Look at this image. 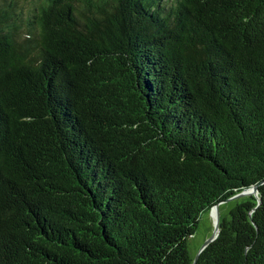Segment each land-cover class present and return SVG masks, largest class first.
<instances>
[{
	"label": "trees",
	"instance_id": "trees-1",
	"mask_svg": "<svg viewBox=\"0 0 264 264\" xmlns=\"http://www.w3.org/2000/svg\"><path fill=\"white\" fill-rule=\"evenodd\" d=\"M264 264V0H0V264Z\"/></svg>",
	"mask_w": 264,
	"mask_h": 264
},
{
	"label": "rangeland",
	"instance_id": "rangeland-1",
	"mask_svg": "<svg viewBox=\"0 0 264 264\" xmlns=\"http://www.w3.org/2000/svg\"><path fill=\"white\" fill-rule=\"evenodd\" d=\"M246 197L247 196L238 199H232L220 204V220L222 221L226 218H229L230 211L235 208L237 204H240L246 200ZM215 214L216 213H213V215H211V212H203L201 214L196 232L194 236L188 241V251L191 258H196L202 246L212 236L215 229Z\"/></svg>",
	"mask_w": 264,
	"mask_h": 264
},
{
	"label": "water",
	"instance_id": "water-1",
	"mask_svg": "<svg viewBox=\"0 0 264 264\" xmlns=\"http://www.w3.org/2000/svg\"><path fill=\"white\" fill-rule=\"evenodd\" d=\"M257 186H254V187H251V188H248V189H245L243 190L242 192H240L239 194H236L234 196H232L231 198H229L227 201L229 200H232V199H238V198H242V197H245V196H249L251 194L253 195H256L258 194V191H257ZM222 204V203H221ZM219 205L220 204H217L215 205L212 209H211V215H213V211L215 210V229H214V232L212 234V236L205 242V244L202 246V248L200 249L198 255L196 256V258L194 259V262L193 264H196L200 254L202 253V251L209 245L211 244L219 235L220 233V217H219Z\"/></svg>",
	"mask_w": 264,
	"mask_h": 264
},
{
	"label": "bare ground",
	"instance_id": "bare-ground-1",
	"mask_svg": "<svg viewBox=\"0 0 264 264\" xmlns=\"http://www.w3.org/2000/svg\"><path fill=\"white\" fill-rule=\"evenodd\" d=\"M213 213H215V210L213 211Z\"/></svg>",
	"mask_w": 264,
	"mask_h": 264
}]
</instances>
